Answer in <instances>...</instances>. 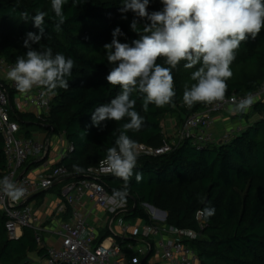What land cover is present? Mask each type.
<instances>
[{
  "label": "trees",
  "instance_id": "16d2710c",
  "mask_svg": "<svg viewBox=\"0 0 264 264\" xmlns=\"http://www.w3.org/2000/svg\"><path fill=\"white\" fill-rule=\"evenodd\" d=\"M121 3L122 0H67L63 5L65 23L61 31H56L51 0H0V58L15 63L17 57L26 54L27 49L23 47L26 33L39 34V29L34 27L31 19L27 22L22 20L21 14L27 12L31 17L40 10L48 13L45 35L41 44H33V48L43 50L51 47L53 55L62 53L74 60L72 74L66 77L69 88L48 91L52 97L49 115L39 119L30 112L12 114L20 124L23 136L32 137L35 129H42L48 136L64 135L74 146L72 152L53 165L65 167L71 176L57 184L60 189L69 181L86 177L89 168L99 166L105 160L107 149L114 146L122 125L128 122L127 118L119 122L105 121L97 127L91 120L96 106L110 102L121 91L106 79L113 65L107 62L104 44L111 42L116 27L125 33L118 37L121 43H131L139 38L130 28L134 14L129 11L123 14L127 19L121 18ZM162 7L160 0H150L148 11H158ZM143 23L145 21H141ZM157 63L167 67L164 58L158 59ZM184 63L182 61L173 70L175 107L150 104L148 111L144 112L141 94L133 92L135 110L144 117V124L139 131L127 134L137 144L160 147L168 138L163 125L166 115H176L181 125L187 116L208 106L197 103L189 109L184 105L185 85L195 83L190 77L200 66L187 69ZM230 67L233 76L227 81L226 96L245 95L262 87L264 29L255 39L249 37L242 42ZM238 117L241 129L233 130L227 140L197 147L191 139H184L165 154L139 155L123 200L116 197L115 192L124 190L125 182L113 174L101 178L108 193L126 205L116 217L153 223L145 207V204H150L168 213L167 224L200 230L196 218L198 211L205 207L214 208L213 216L203 217L205 228L202 237L189 242L198 253L200 264H264V96ZM48 156L35 164L45 163ZM32 165L27 161L22 170ZM76 167L84 171L77 172ZM5 168L4 140L0 134V180L4 177ZM135 173L142 175L139 181ZM71 210L68 206V211ZM6 221L7 217L0 209L1 263L21 264L33 252L47 258L48 248L37 243L32 228H24L20 238L12 239L7 232ZM107 236L108 229L101 233L97 243ZM117 240L122 241L121 237ZM128 242L136 241L135 238H126L123 244ZM152 255L144 262L145 256L138 262L130 259L129 264H158L150 262Z\"/></svg>",
  "mask_w": 264,
  "mask_h": 264
},
{
  "label": "clouds",
  "instance_id": "9594fccd",
  "mask_svg": "<svg viewBox=\"0 0 264 264\" xmlns=\"http://www.w3.org/2000/svg\"><path fill=\"white\" fill-rule=\"evenodd\" d=\"M67 0H51L54 12V29L61 31L65 23L63 5ZM163 7L148 11L150 0H122L119 11L122 19L131 11L134 18L130 23L132 31L139 36L131 43H121L118 37L125 33L119 27L112 32L110 43L104 44L107 62L113 65L106 76L111 86L121 91L110 102L95 107L91 114L92 124L119 122L125 118L114 146L107 149L105 164L109 171L125 182V189L116 191L115 196L123 200L127 195V184L134 174L139 152L137 143L127 133L137 132L144 124L136 110L133 92L141 94L143 111L149 105L175 107L176 96L173 70L185 61L184 67L192 72L190 86L185 85L183 103L191 109L197 103L211 105L223 102L227 92V81L233 76L230 65L236 59V52L242 42L255 39L264 29V0H160ZM45 11L37 10L29 17L21 14L25 22L31 19L39 34L27 32L23 47L24 56L16 58L14 67L7 72V78L15 82L21 94H28L34 87L49 92L69 88L67 76L72 74L74 60L62 53L53 55L51 47L39 50L33 44H41L45 35ZM141 21L145 23L141 24ZM164 58L167 67L157 63ZM255 103L252 94L231 98L233 112H246ZM86 135V133H85ZM77 172L84 169L76 167ZM137 181L142 178L135 173ZM0 192L13 200L24 197L26 189L18 187L8 177L0 180ZM215 214L214 208L205 207L198 216L205 219Z\"/></svg>",
  "mask_w": 264,
  "mask_h": 264
},
{
  "label": "built area",
  "instance_id": "2783aa9c",
  "mask_svg": "<svg viewBox=\"0 0 264 264\" xmlns=\"http://www.w3.org/2000/svg\"><path fill=\"white\" fill-rule=\"evenodd\" d=\"M14 65V62L0 58V134L4 140L6 157L4 177H8L18 187L26 189V193L21 199L13 200L0 192V209L7 217L6 229L11 238H17L18 229L32 228L35 231L37 243L42 245L43 229L38 224L34 208L26 203V200L35 192L52 188L59 180L69 176V173L63 166L47 165L50 168L49 171L43 177L35 179L22 170L28 158H42L49 154L50 141L46 138L38 140L23 136L21 126L12 114L17 111H27L43 119L51 112L52 97L47 89L42 87H34L28 94H21L15 82L7 78V72ZM248 94H252L257 101L264 96V84L255 92L226 96L223 102H214L205 109L187 116L179 131V141L191 139L197 147L216 142L213 132L216 122L215 114L232 109V97L239 100ZM240 129L241 127H237L236 131ZM232 132L226 133L221 140L229 139ZM172 148L173 144L167 141H164L160 147L137 144L139 155L158 156L171 151ZM73 150L74 146L69 143L67 153ZM110 174L112 173L103 160L99 166L89 168L87 176L83 179L69 181L62 186V199L58 204L56 215L66 213L70 206L71 218L61 220L58 230L61 246L48 248V264H129L128 250L133 252L132 255L147 256L149 254L151 256L153 254L150 262L158 264L201 263L198 253L189 244L190 241L200 238L205 228L203 216H198V213L196 218L200 224V230L167 224L165 217L162 216L160 223L144 221L143 226L137 228L131 237L128 235L131 224L120 219L122 230L119 237L122 241L110 238L108 244H105V241L97 243L99 233L89 225L87 217L77 210V206L85 198H90L104 208L113 207L114 211L125 208L126 205L112 197L101 182V178ZM126 238H135L136 242L123 244ZM132 261L138 262V259L133 257ZM0 264L3 263L0 262Z\"/></svg>",
  "mask_w": 264,
  "mask_h": 264
},
{
  "label": "crops",
  "instance_id": "0c3cea01",
  "mask_svg": "<svg viewBox=\"0 0 264 264\" xmlns=\"http://www.w3.org/2000/svg\"><path fill=\"white\" fill-rule=\"evenodd\" d=\"M248 111V110H247ZM244 112H233V111H223L217 113L215 116V126H213V130L215 131V135L217 136L219 131L220 134H223L225 131H233L236 130L237 127L241 126V122H234V119L231 118L233 116L238 117L239 114ZM177 132V131H176ZM32 137H36L38 139H49L50 141V150L48 160L39 165L35 164L42 158H35L30 157L28 158V162L31 161L32 167L27 166L24 169V172L32 178L38 179L43 177L48 171L49 167L47 165L56 164L60 159H62L66 154L69 146L68 140L65 136L60 135H52L48 136L46 131L38 132L33 131ZM175 139V137H172ZM170 138V139H172ZM52 147L54 148L53 155L50 156V152ZM26 161V162H27ZM53 163V164H50ZM41 191L35 192L29 198V205L34 208L35 214L38 218V224L43 229L42 236H43V244L47 248L50 247H60L61 246V237L58 235L59 225L61 220H68L71 218V211L66 213H62L60 215H56V210L58 207L59 202L61 201V189L59 186L54 185L52 188L46 190L42 194ZM77 210L87 217V221L89 225L94 228L99 233V238L101 233L108 229L109 236H107L102 241H105V244L110 243V238L117 240V237L120 236L122 230V224L120 219L117 218L116 215L118 211H114L113 207L104 208L97 203H95L90 198H85L81 203L78 204ZM131 224L128 235L132 237L134 232L137 228L142 227L145 223L141 219H135L132 222L129 221ZM24 233L23 229H18L16 231L17 238H20ZM136 238V237H135ZM29 257L33 259L31 264H43L44 261H47V258L40 257L37 253L33 252L29 254Z\"/></svg>",
  "mask_w": 264,
  "mask_h": 264
},
{
  "label": "rangeland",
  "instance_id": "374dc122",
  "mask_svg": "<svg viewBox=\"0 0 264 264\" xmlns=\"http://www.w3.org/2000/svg\"><path fill=\"white\" fill-rule=\"evenodd\" d=\"M228 110H230V111H232L231 109H228ZM228 110H224V111H228ZM249 111V110H248ZM27 112V111H26ZM223 112V111H222ZM215 116H216V114H215ZM234 117H235V120H234V122H239L240 121V118L239 117H236V116H233V117H231V118H233L234 119ZM178 118L176 117V115H170V114H168V115H166L165 116V118H164V120H163V125H164V132H165V134H166V136L168 137V138H172V137H175V139H170V140H168V138H167V140H165V141H167V142H170L171 144H173V146H175L176 145V143H178L179 142V131H180V129H181V127H182V124L181 125H179V123H178ZM240 127V126H239ZM34 131H38V132H43L44 130H42V129H35ZM177 131V132H176ZM231 131V130H230ZM213 132H214V134H215V131L213 130ZM229 131H225L223 134H220V131H219V133H218V135L216 136L215 135V137H216V141L217 140H221L222 138H223V136L226 134V133H228ZM34 139H38V138H36V137H34ZM38 140H40V139H38ZM164 143V142H163ZM139 144V143H138ZM142 144H144V143H142ZM148 146H150V145H148ZM53 151H54V148L52 147V149H51V152H50V156H52L53 155ZM50 164H53V163H50ZM54 165V164H53ZM56 184V183H55ZM149 205L150 204H145V207H146V209H147V211L149 212V214H150V216H151V218H152V220L154 221V222H157V223H160L161 221L160 220H162V216L163 215H161V214H157L156 213V210H160V211H164L163 209H161V208H159V207H156V206H153L156 210L153 212L152 210H151V208L149 207ZM165 212V211H164ZM167 213V212H166ZM167 216H168V213H167ZM167 216L165 217V220H167ZM129 221H133V220H127V219H124V222L125 223H128ZM165 222V221H164ZM201 237H202V233H201ZM12 239H14V238H12ZM128 256L130 257V259H133V257H135V258H137L138 259V261L140 260V258L142 257V256H139V255H137V254H135V255H132L133 254V252L131 251V250H128ZM155 258V257H154ZM132 261V260H131ZM43 264H48V261H44L43 262Z\"/></svg>",
  "mask_w": 264,
  "mask_h": 264
},
{
  "label": "water",
  "instance_id": "95a60500",
  "mask_svg": "<svg viewBox=\"0 0 264 264\" xmlns=\"http://www.w3.org/2000/svg\"><path fill=\"white\" fill-rule=\"evenodd\" d=\"M70 177H71V176H66V177L62 178V179L59 180L55 185H57V184L60 183V182H63V181H65V180L70 179ZM27 202H29V199L26 200V203H27ZM149 207L151 208V210H152L153 212L156 210L152 205H149ZM156 213H157V214H161V215H163L164 217L167 216V213L164 212V211L156 210ZM148 257H149V254H148L147 256H145L143 262L146 261V260L148 259ZM28 262H29V263H30V262H33V259H32L31 257H26V258L21 262V264H26V263H28Z\"/></svg>",
  "mask_w": 264,
  "mask_h": 264
}]
</instances>
